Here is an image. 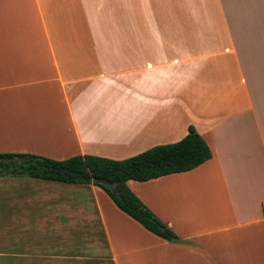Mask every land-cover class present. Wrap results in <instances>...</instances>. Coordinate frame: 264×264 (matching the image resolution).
<instances>
[{"label":"crops","instance_id":"crops-1","mask_svg":"<svg viewBox=\"0 0 264 264\" xmlns=\"http://www.w3.org/2000/svg\"><path fill=\"white\" fill-rule=\"evenodd\" d=\"M264 0H0V152L113 159L189 125L212 157L128 186L0 176V264H264ZM262 73V74H263Z\"/></svg>","mask_w":264,"mask_h":264},{"label":"trees","instance_id":"trees-1","mask_svg":"<svg viewBox=\"0 0 264 264\" xmlns=\"http://www.w3.org/2000/svg\"><path fill=\"white\" fill-rule=\"evenodd\" d=\"M212 157L205 138L189 125L181 139L157 144L135 155L113 159L76 154L54 159L36 153L0 152V176H29L102 187L115 204L152 233L179 241L178 233L160 219L128 186L129 179L147 181L162 175L191 170ZM104 182L114 184L109 188Z\"/></svg>","mask_w":264,"mask_h":264},{"label":"rangeland","instance_id":"rangeland-1","mask_svg":"<svg viewBox=\"0 0 264 264\" xmlns=\"http://www.w3.org/2000/svg\"><path fill=\"white\" fill-rule=\"evenodd\" d=\"M262 7H264V4L262 3ZM263 72L262 71H260V75L262 76V75H264V73L262 74ZM179 235V234H178ZM179 237H180V240L179 241H174V242H176V243H179V244H192L193 242L192 241H190V240H187V239H184L182 236H180L179 235Z\"/></svg>","mask_w":264,"mask_h":264},{"label":"water","instance_id":"water-1","mask_svg":"<svg viewBox=\"0 0 264 264\" xmlns=\"http://www.w3.org/2000/svg\"><path fill=\"white\" fill-rule=\"evenodd\" d=\"M109 188L114 189V184H110L108 182H104Z\"/></svg>","mask_w":264,"mask_h":264}]
</instances>
